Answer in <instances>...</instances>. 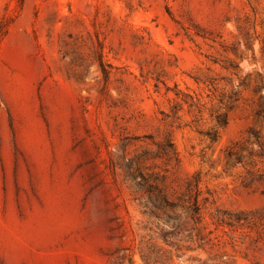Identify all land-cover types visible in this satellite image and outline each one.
Instances as JSON below:
<instances>
[{
  "label": "rangeland",
  "instance_id": "rangeland-1",
  "mask_svg": "<svg viewBox=\"0 0 264 264\" xmlns=\"http://www.w3.org/2000/svg\"><path fill=\"white\" fill-rule=\"evenodd\" d=\"M0 264H264V0H0Z\"/></svg>",
  "mask_w": 264,
  "mask_h": 264
},
{
  "label": "trees",
  "instance_id": "trees-1",
  "mask_svg": "<svg viewBox=\"0 0 264 264\" xmlns=\"http://www.w3.org/2000/svg\"><path fill=\"white\" fill-rule=\"evenodd\" d=\"M258 115H263L262 105H260V110L258 112ZM226 123H227V115L225 113L218 115V124L225 125Z\"/></svg>",
  "mask_w": 264,
  "mask_h": 264
}]
</instances>
